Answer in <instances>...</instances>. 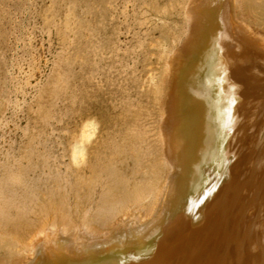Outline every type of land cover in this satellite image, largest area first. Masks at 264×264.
Here are the masks:
<instances>
[{"label": "bare ground", "instance_id": "obj_1", "mask_svg": "<svg viewBox=\"0 0 264 264\" xmlns=\"http://www.w3.org/2000/svg\"><path fill=\"white\" fill-rule=\"evenodd\" d=\"M172 1L185 27L163 29V74L145 69L141 82L147 109L122 124L85 112L68 152L91 181L32 184L54 219L32 229L5 210L33 196L20 176L0 177V248L24 253L4 264H264V0ZM32 146L23 158L39 155Z\"/></svg>", "mask_w": 264, "mask_h": 264}, {"label": "rangeland", "instance_id": "obj_2", "mask_svg": "<svg viewBox=\"0 0 264 264\" xmlns=\"http://www.w3.org/2000/svg\"><path fill=\"white\" fill-rule=\"evenodd\" d=\"M154 2L167 5L165 16L153 10ZM180 12L172 0H0V177L20 176L33 196L24 209L7 204L5 210L36 220L34 229L54 215L44 211V196L34 199L33 183L51 186L54 178L77 174L83 183L91 181L88 169L71 165L69 133L85 112L102 123L109 113L122 124L125 113L134 117L147 109L145 69L154 70L156 79L162 76L169 38L163 29L183 32ZM102 123L93 146L103 141ZM28 143L39 155L22 157ZM26 169L29 174L20 175ZM101 190L98 180L91 206ZM14 247L1 245L0 264L24 254Z\"/></svg>", "mask_w": 264, "mask_h": 264}]
</instances>
